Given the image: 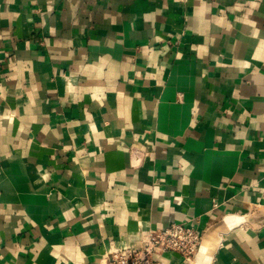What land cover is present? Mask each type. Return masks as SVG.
I'll return each instance as SVG.
<instances>
[{"label":"crops","instance_id":"0c3cea01","mask_svg":"<svg viewBox=\"0 0 264 264\" xmlns=\"http://www.w3.org/2000/svg\"><path fill=\"white\" fill-rule=\"evenodd\" d=\"M176 224L264 264V0H0V264Z\"/></svg>","mask_w":264,"mask_h":264},{"label":"built area","instance_id":"2783aa9c","mask_svg":"<svg viewBox=\"0 0 264 264\" xmlns=\"http://www.w3.org/2000/svg\"><path fill=\"white\" fill-rule=\"evenodd\" d=\"M205 240L194 228L176 224L165 230L153 231L129 245L109 252L105 264H161L156 257L178 254L183 257L203 254Z\"/></svg>","mask_w":264,"mask_h":264},{"label":"rangeland","instance_id":"374dc122","mask_svg":"<svg viewBox=\"0 0 264 264\" xmlns=\"http://www.w3.org/2000/svg\"><path fill=\"white\" fill-rule=\"evenodd\" d=\"M112 251H116V249H111L110 252ZM202 255L203 254L198 255L197 258H194L193 256L183 257L182 255H177V257H179L184 264H201Z\"/></svg>","mask_w":264,"mask_h":264},{"label":"bare ground","instance_id":"6f19581e","mask_svg":"<svg viewBox=\"0 0 264 264\" xmlns=\"http://www.w3.org/2000/svg\"><path fill=\"white\" fill-rule=\"evenodd\" d=\"M202 253L205 254L204 249H203V252Z\"/></svg>","mask_w":264,"mask_h":264}]
</instances>
